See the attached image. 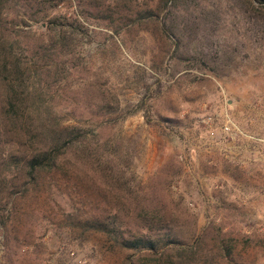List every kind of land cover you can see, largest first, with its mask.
Here are the masks:
<instances>
[{
  "label": "rangeland",
  "instance_id": "obj_1",
  "mask_svg": "<svg viewBox=\"0 0 264 264\" xmlns=\"http://www.w3.org/2000/svg\"><path fill=\"white\" fill-rule=\"evenodd\" d=\"M166 1L9 0L26 65L43 14L73 23L72 54L30 85L42 119L84 128L90 151L0 181V264H264V5ZM86 220L180 244L138 260Z\"/></svg>",
  "mask_w": 264,
  "mask_h": 264
},
{
  "label": "trees",
  "instance_id": "obj_2",
  "mask_svg": "<svg viewBox=\"0 0 264 264\" xmlns=\"http://www.w3.org/2000/svg\"><path fill=\"white\" fill-rule=\"evenodd\" d=\"M170 1L165 2V7ZM255 1L264 5V0ZM8 2L9 0H0V181L4 189L7 185L15 187L14 175L18 171L25 172L28 183L33 184L39 173L67 166V156L70 153L77 157L79 153L90 151L86 143L88 132L84 128L77 125L63 126L55 113L50 121L42 119L45 113L40 107L34 109L36 90L32 91L30 85L31 74L46 73L52 66L61 65L58 59L60 55L66 57L72 54L76 45L73 23H69L63 15L43 14L41 22L44 23V32L48 36L46 44L38 47L42 52L41 61L26 65L15 52L18 40L11 36L13 28L9 20ZM149 16H153L152 11ZM68 28H71L70 33ZM44 57L54 60L50 63L42 60ZM30 99L32 100L29 101ZM29 102L33 104L28 105ZM14 136L23 139V144L13 140ZM3 167L5 170H2ZM86 224L97 232L108 235L118 248L132 251L133 255L138 256V260L147 255L159 259L167 249L180 244L178 238L170 234L164 238L155 234L153 236L152 229L146 226H140L124 237L122 224L101 223L96 220H86ZM224 240L223 236L220 242ZM193 248L191 246V250ZM225 249L230 255L232 249Z\"/></svg>",
  "mask_w": 264,
  "mask_h": 264
},
{
  "label": "built area",
  "instance_id": "obj_3",
  "mask_svg": "<svg viewBox=\"0 0 264 264\" xmlns=\"http://www.w3.org/2000/svg\"><path fill=\"white\" fill-rule=\"evenodd\" d=\"M224 130L227 131V132H229V131H230V128L227 127V126H225V127H224Z\"/></svg>",
  "mask_w": 264,
  "mask_h": 264
}]
</instances>
